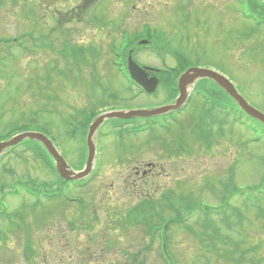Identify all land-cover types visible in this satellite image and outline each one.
<instances>
[{"label":"rangeland","instance_id":"rangeland-1","mask_svg":"<svg viewBox=\"0 0 264 264\" xmlns=\"http://www.w3.org/2000/svg\"><path fill=\"white\" fill-rule=\"evenodd\" d=\"M5 1L0 4V35L13 37L26 32L28 36L29 30H35V23H44L49 15L53 21L59 18L60 28L50 29L49 36L44 35L43 28L36 30L35 37L56 44L60 39L76 38L82 45L94 44L102 51L95 68L94 61H88L78 72L59 58L55 49L31 52L20 43L0 45L1 143L10 128L28 123L43 129L68 164L81 170L88 163L87 145L82 133L76 135L75 121L81 119L80 111L89 112L101 99L100 89L95 88V94L91 92L93 77L122 98L109 99L108 107L101 112L168 102L167 85L156 96L142 95L136 88L129 92L126 78L111 66L108 47L115 39L120 41L112 33L140 29L142 21L163 30L191 61L197 56L201 64H212L224 71L264 113V26L245 16L248 5H241L240 15L236 0H207L203 4L195 0V8L205 9V20L200 25L192 9L183 10V6L192 7L191 0H142L140 6L154 5L156 10L140 12L142 8L131 7L112 19L109 16L119 10L118 0H110L109 6L105 0L107 17L100 5L94 10L106 23L97 31L98 25L94 24L93 29L90 20L94 3H82L81 11L77 8L79 0L50 11L40 8L31 24L27 8H10ZM129 33L132 39L133 32ZM152 37L156 44H164L159 34ZM29 41L27 37L23 43L28 45ZM137 56L161 68L150 50H142ZM167 62L174 64L170 56ZM56 63L65 72L52 70ZM203 109V99L194 92L186 108L174 113L169 124L167 115L156 117L162 124L155 122L145 130L144 126L152 125L149 118L137 117L124 125L120 119L105 121L96 136V173L86 185L69 187L68 196L61 194L57 199L50 200L44 194L37 198L28 192L30 179L37 183L58 180V175L32 149L21 145L8 156L4 154L0 188L9 194L0 191V264H168L167 259L173 264H264V130L245 115L234 118L221 114L220 119H228L223 124L225 132L206 146L193 134ZM180 136L187 139L182 147ZM185 195L189 204L180 207L177 199ZM167 197L174 206L166 203ZM144 200L153 201V206L144 207L145 219L152 224V207L163 209L166 218L185 215L184 208H197L201 202L210 210L199 208L187 214L184 225L168 228L167 237L165 231L169 251L166 259L162 253L163 227L156 228L158 221L154 224L158 230L155 234L144 224L127 222L128 212L144 204ZM211 214V224L221 230L218 238L212 236L218 232L212 233L208 227Z\"/></svg>","mask_w":264,"mask_h":264},{"label":"flooded vegetation","instance_id":"flooded-vegetation-1","mask_svg":"<svg viewBox=\"0 0 264 264\" xmlns=\"http://www.w3.org/2000/svg\"><path fill=\"white\" fill-rule=\"evenodd\" d=\"M2 1H4V0H0V4H2ZM34 0H28L27 2H25L26 3V6L24 7V9H26L27 10V13H29V22L32 24V23H35V20H34V18H33V16H34V14H35V12H37V9H39L40 10V8H43V9H45V10H47V11H50L51 10V8H53V7H55V6H57V5H64L65 3H69V2H71L72 0H69V1H63V0H60V1H58V2H56L55 4H53V5H50V6H48V5H43L42 3H40L38 0V2L40 3H38V2H36V3H34L33 2ZM104 1L105 0H79L78 1V5H77V8L78 9H80V11H81V9H82V3H94V5L92 6V8H91V10H92V15H91V17H90V20H91V24L93 25V29H95V26H94V24H96V25H98L97 26V28H96V30L97 31H101V29H103L104 27H105V25H106V23H105V21H103V20H100V18L97 16V15H95L94 14V10L97 8V5H100V7L102 8L101 9V11L102 12H104L105 13V15H106V17H107V14H106V12H107V8L108 7H104L103 6V3H104ZM142 0H118V7H119V10L117 11V13H116V15H114V16H109V19H112V18H117V17H119L120 15H121V13H124V12H126L125 11V9H130L131 7L132 8H134V9H137V10H139L138 8L140 7V5L138 4L139 2H141ZM194 4H195V0H191ZM252 1V3H253V10L256 12V13H258V15H260L261 16V18H262V20L264 21V1H262V0H251ZM21 2L22 1H19L18 3H17V5L18 6H14V7H18V8H23L22 6H21ZM108 2H110V0H107V4H108ZM178 2V1H177ZM199 2H203V0H200ZM236 2H240V0L238 1V0H236ZM30 3H32V5L30 4ZM168 5V4H167ZM166 5V6H167ZM173 5V4H172ZM196 5V4H195ZM195 5H192V7H191V9H192V15H193V17L195 18V19H199V23H201V22H204L203 20H204V16L201 14V13H203L202 11L204 10V9H202L201 7H197V8H195L194 6ZM108 6H109V4H108ZM150 8H148V7H146V6H141L140 8H142V10L140 11V12H153L154 11V9L153 8H155V10H156V7L154 6V5H150L149 6ZM236 8H237V6H235ZM35 9H36V11H35ZM153 9V10H152ZM127 10V11H128ZM162 11H160V10H158L157 11V13H161ZM30 17H31V19H30ZM106 17H104V18H106ZM111 17V18H110ZM189 17V16H188ZM141 19H143V18H140V20ZM133 22H135V21H137V16H134V18H133V20H132ZM55 23V26H53V24ZM140 23H144L142 26H141V28L140 29H136V30H134V31H137L139 34H138V36H140L139 38H138V40L139 41H142V40H146V39H148L149 40V36H146L145 34H144V31H145V29H146V25H150L148 22H145V21H142V22H140ZM59 24H61V21L59 20V18H57L56 19V21H53V19L52 18H49V15H47L46 17H45V20H44V23H41L40 25H37L36 23H35V26H36V28H35V30H32V31H30L29 30V34H28V37L30 38V41H29V44L27 45V48L29 47V50L31 51V52H34L35 50H44V49H55V51H56V53H57V56L59 57V58H62V57H64L65 56V45H66V43H67V41H69V43H71L72 45H73V48H72V50H70V51H68V53L67 54H75L77 51H80L81 52V49L82 48H86L87 49V47L89 46V45H82L81 44V41H78L76 38L75 39H67V38H64L63 40L62 39H60L59 40V43L58 44H56L55 43V41H53V40H50V39H47V40H41L40 38H38V37H35V31L36 30H42V28H43V30H45V36H49L50 34V29H52L53 27H57V28H60V25ZM39 26V27H38ZM152 27V26H151ZM147 28H149V27H147ZM152 29H155L154 27H152V28H149V30H152ZM124 30V29H123ZM155 30H157V29H155ZM37 32V31H36ZM121 30H119L117 33H119V34H121ZM103 34H105V35H107L105 32H102ZM114 33V32H113ZM112 33V34H113ZM117 33H116V35H117ZM23 34V33H22ZM49 34V35H48ZM43 36V35H42ZM0 37H5V38H11L10 36H3V35H0ZM12 38H18V36H14V37H12ZM139 41H137L136 43H135V45L130 49L131 51H132V53H133V57L135 58V60L141 65V66H148V67H153L152 65H149V64H146V63H144V62H142V61H140L139 60V58H138V54H139V52L140 51H142V50H150L153 54H154V56H155V58L157 59V61L160 63V65H161V68L160 67H154V68H156V69H160V72L157 74L158 75V77L159 78H162L163 77V75L161 74V72L162 71H172L173 72V74H172V76L173 75H175L176 74V71L177 70H179L180 69V65L178 64V62H177V60L173 57V56H171V58L174 60V64L172 65V64H169V63H162V56H161V53H160V50L162 49H160V45L159 46H155L154 44L152 45V49H151V47L149 48L147 45L149 44H141V42H139ZM79 42V43H78ZM94 45V44H93ZM89 47H92V44L89 46ZM70 57V56H69ZM78 63H80V64H83V62L84 63H86L87 62V60H85V61H83L82 59H79L78 61H77ZM190 62L191 63H193V65L192 66H206V67H209V68H213V69H216V70H219V69H217V68H215L212 64L211 65H208V64H201V62L199 61V60H197V56H196V60H194V61H191L190 60ZM55 65V64H54ZM58 65V64H57ZM125 67H126V64H125ZM191 67V66H190ZM93 68H95V67H93ZM123 68V67H122ZM189 68V67H188ZM155 73L156 72H152V71H149V74L152 76V75H155ZM161 74V75H160ZM160 75V76H159ZM208 83H212V85L214 86V89H215V91H216V95H217V98H218V96L219 97H221V98H226V96H228V98L233 102V104H234V108H238V105L236 104V102L226 93V91L224 90V89H222L221 87H219V86H217V85H215L214 84V82L213 81H211V80H209L208 81Z\"/></svg>","mask_w":264,"mask_h":264},{"label":"water","instance_id":"water-1","mask_svg":"<svg viewBox=\"0 0 264 264\" xmlns=\"http://www.w3.org/2000/svg\"><path fill=\"white\" fill-rule=\"evenodd\" d=\"M43 3L52 4L57 0H41ZM130 72L132 76L141 83V85L148 91L153 92L156 90L158 85V79L153 78L150 79L146 72L139 68L132 60H130ZM201 77H209L219 83L223 88L227 90V92L238 102V104L251 116L257 118L258 120L264 123V113L252 106L236 89V87L223 75L206 68H191L187 72H185L180 78L179 87L181 91V95L176 101L175 104L166 105L154 109H133L128 111H113L109 113H104L97 117L94 123L90 127V132L88 134L87 143L89 147V158L86 169L82 172H75L69 168L65 159L55 146L51 143V141L43 134L37 132H25L13 137L11 140L2 142L0 144V154L15 144L25 140V139H37L45 144L48 148L49 152L55 157L57 161V167L61 174L67 179H78L86 176L92 168L94 158L96 156V142H95V134L100 126V124L107 118H132V117H149L155 116L159 114H163L169 112L171 110L179 108L184 101L187 99L188 89L187 85L193 83L197 78Z\"/></svg>","mask_w":264,"mask_h":264},{"label":"trees","instance_id":"trees-1","mask_svg":"<svg viewBox=\"0 0 264 264\" xmlns=\"http://www.w3.org/2000/svg\"><path fill=\"white\" fill-rule=\"evenodd\" d=\"M115 93H117V92H112V95H113V96H116ZM103 103L106 104V102H103ZM96 114H97V111H96V110H92L91 112L85 114L86 116H84L83 119H82L83 126H87V124H88V123L94 118V116H95ZM185 196H186V195H185ZM176 218H177L178 221H183V220H184V216H183L182 214H180V213H178V214L176 215ZM171 222H173V221H169V222H167L166 224L162 225L163 228H164L165 230H167V228H168V226L170 225ZM180 224H181V225H184L185 222L180 223ZM147 226H154V224H152L151 222H148Z\"/></svg>","mask_w":264,"mask_h":264},{"label":"bare ground","instance_id":"bare-ground-1","mask_svg":"<svg viewBox=\"0 0 264 264\" xmlns=\"http://www.w3.org/2000/svg\"><path fill=\"white\" fill-rule=\"evenodd\" d=\"M133 109H138V108H133ZM109 120H111V119H114V118H108ZM184 217L186 216V215H183ZM213 216V214H211L210 215V217H209V223L211 224V217ZM208 227H210L209 225H208ZM220 235H217V238L219 237Z\"/></svg>","mask_w":264,"mask_h":264}]
</instances>
